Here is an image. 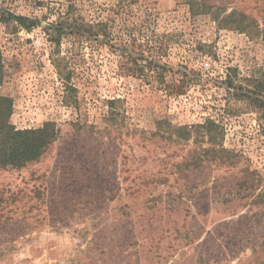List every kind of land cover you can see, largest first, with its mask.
<instances>
[{
	"label": "rangeland",
	"instance_id": "obj_1",
	"mask_svg": "<svg viewBox=\"0 0 264 264\" xmlns=\"http://www.w3.org/2000/svg\"><path fill=\"white\" fill-rule=\"evenodd\" d=\"M189 1L0 0V121L52 134L0 165V264H264V112L223 83L264 70V0Z\"/></svg>",
	"mask_w": 264,
	"mask_h": 264
},
{
	"label": "trees",
	"instance_id": "obj_2",
	"mask_svg": "<svg viewBox=\"0 0 264 264\" xmlns=\"http://www.w3.org/2000/svg\"><path fill=\"white\" fill-rule=\"evenodd\" d=\"M191 14L198 13V11L210 12L211 6L199 0L189 1ZM7 14L8 18H15L19 22L26 24L25 26L29 29V26L33 23L27 18L15 17ZM4 18V15H3ZM217 25H225L224 23L235 22L237 29H245L246 26L242 24V19L237 20V14L233 10L227 16L221 17L220 19L216 16ZM8 20V19H7ZM84 25V24H80ZM227 25V24H226ZM88 34L98 36L100 35L102 24H85ZM62 31V28H56ZM61 29V30H60ZM105 33V32H104ZM1 60V59H0ZM2 79V67L0 63V82ZM241 81L247 82L245 86L242 85ZM225 84V90L231 96L245 98L250 101L255 109L262 110L264 112V70L260 71V75H252L250 77H244L239 80H235L230 75L223 82ZM170 88V87H168ZM181 89L176 88L175 90L168 91V93L174 92L175 94L181 93ZM188 133H197L198 135H204L207 137V141L212 142L217 136H223L222 126L213 119L207 118L199 124H195L190 127ZM52 134L48 133L47 127L39 129H15L13 127H5V124L0 121V165H18L24 162L34 160L41 154L42 149L47 145L48 140ZM208 152H213L218 157L220 163L226 166L233 167L239 161L240 155L237 152L226 149L222 144H218L217 147H210ZM244 175L240 178L239 182L234 186V189L241 191L247 190L253 191L255 185H253V175L255 172L250 171L248 168H243ZM250 192H248L249 194ZM257 199L264 200V188L257 193Z\"/></svg>",
	"mask_w": 264,
	"mask_h": 264
}]
</instances>
